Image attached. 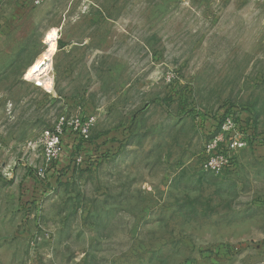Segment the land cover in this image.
<instances>
[{
  "label": "rangeland",
  "instance_id": "374dc122",
  "mask_svg": "<svg viewBox=\"0 0 264 264\" xmlns=\"http://www.w3.org/2000/svg\"><path fill=\"white\" fill-rule=\"evenodd\" d=\"M263 143L264 0H0V264H264Z\"/></svg>",
  "mask_w": 264,
  "mask_h": 264
},
{
  "label": "built area",
  "instance_id": "2783aa9c",
  "mask_svg": "<svg viewBox=\"0 0 264 264\" xmlns=\"http://www.w3.org/2000/svg\"><path fill=\"white\" fill-rule=\"evenodd\" d=\"M61 125H64V122ZM73 125L80 132V135L88 138V130L83 128L82 125L80 126L79 121L76 120ZM219 125V131L209 138L205 145V157L203 160V169L216 175L230 169L239 153L255 143L253 137L238 130L232 117L226 116ZM58 139L55 136L50 140L49 150H51L52 155L57 153Z\"/></svg>",
  "mask_w": 264,
  "mask_h": 264
},
{
  "label": "bare ground",
  "instance_id": "6f19581e",
  "mask_svg": "<svg viewBox=\"0 0 264 264\" xmlns=\"http://www.w3.org/2000/svg\"><path fill=\"white\" fill-rule=\"evenodd\" d=\"M57 39L58 34L54 29L48 34L47 40H45L46 44L48 45V50L45 53H42V55L30 67L28 73H26L27 79L36 78L35 80L37 85L48 91L52 90V79L49 77L48 73L51 68V58L57 52Z\"/></svg>",
  "mask_w": 264,
  "mask_h": 264
},
{
  "label": "crops",
  "instance_id": "0c3cea01",
  "mask_svg": "<svg viewBox=\"0 0 264 264\" xmlns=\"http://www.w3.org/2000/svg\"><path fill=\"white\" fill-rule=\"evenodd\" d=\"M264 144V143H263ZM263 144H260V146H258V147H260V148H262V147H264V145Z\"/></svg>",
  "mask_w": 264,
  "mask_h": 264
},
{
  "label": "trees",
  "instance_id": "16d2710c",
  "mask_svg": "<svg viewBox=\"0 0 264 264\" xmlns=\"http://www.w3.org/2000/svg\"><path fill=\"white\" fill-rule=\"evenodd\" d=\"M218 132V131H217Z\"/></svg>",
  "mask_w": 264,
  "mask_h": 264
}]
</instances>
